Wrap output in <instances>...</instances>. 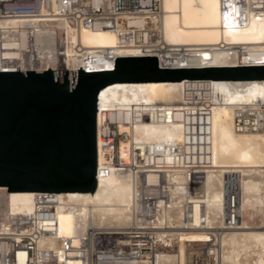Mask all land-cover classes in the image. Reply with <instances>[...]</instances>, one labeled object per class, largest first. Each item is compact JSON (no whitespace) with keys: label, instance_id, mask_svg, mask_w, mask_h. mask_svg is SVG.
<instances>
[{"label":"built area","instance_id":"built-area-1","mask_svg":"<svg viewBox=\"0 0 264 264\" xmlns=\"http://www.w3.org/2000/svg\"><path fill=\"white\" fill-rule=\"evenodd\" d=\"M219 10L229 21L250 15L264 20V0H220ZM9 18L21 20L18 28L25 31V44H34L37 30L52 29L51 57L40 70L96 69L103 68V57L149 55L157 56L158 67H170L165 55L178 59L176 67L187 66L185 50L160 55V0H0V51L7 48L6 41L21 42L16 26L1 23ZM95 27L111 30L114 45L86 47L68 38ZM67 49H71L69 54ZM255 52H264V40ZM36 56L33 49L31 60H37ZM9 60L0 54V71L16 70L6 69ZM238 64H264V60ZM248 80L182 78L177 105L139 102L104 109L100 108L98 90L95 112L97 117L99 111L102 114L95 124V135L103 160L95 165V180L107 177L112 168L128 175V224L121 228L88 226L70 236H57L56 245H38L43 234L54 233L59 200L56 192L36 191L30 210L0 211V264H156V254L167 252L175 259L176 255L182 257V264H214L208 245L215 234L205 224L199 191L201 176L210 165V114L221 101L222 90L233 82ZM258 80L264 84V78ZM141 121L177 122L179 136L137 140L131 134L132 127ZM120 123L126 128L119 130ZM233 123L238 130L264 135V99L254 94L246 102H237ZM120 140L127 143L125 161L118 154ZM222 189L225 207L220 225L224 227L236 224L237 188L225 178ZM175 209L178 222L172 218ZM192 232L200 236L192 239ZM180 243L184 254L178 250Z\"/></svg>","mask_w":264,"mask_h":264},{"label":"bare ground","instance_id":"bare-ground-1","mask_svg":"<svg viewBox=\"0 0 264 264\" xmlns=\"http://www.w3.org/2000/svg\"><path fill=\"white\" fill-rule=\"evenodd\" d=\"M219 4L220 0H160L161 57L167 52L185 50L187 66L264 60V52H255L263 44L264 20L250 15L244 20L229 21L226 16L222 17ZM1 23L16 26L21 37V42L16 45L6 41L7 48L0 51V54L10 58L9 63L6 62V69L40 70L42 65L49 63L47 58L51 57L52 52V29L37 30L34 44H25V31L18 28L22 25L20 19L9 18ZM53 32L57 33V30ZM68 38L86 47H110L115 42L113 32L100 27L82 29L76 35L69 34ZM33 49L37 55L34 61L30 58ZM70 50L67 49V54ZM167 56L164 58H168L166 63H170V67L178 66L175 64L178 59ZM179 80L108 82L99 88L100 108H123L139 102L177 105L180 100ZM260 80L249 78L248 81L233 82L229 88L222 90L219 95L221 101L211 110L210 165L201 176L199 191L205 224L215 234L214 241L208 245L215 256L214 264H264V135L261 131L238 130L233 123L237 102H246L254 94L264 99V84ZM101 114L99 111L97 117L95 112V124ZM125 128V125L118 124L119 130ZM178 129L174 121H141L133 124L131 134L133 138L145 141L175 139L179 136ZM127 150L126 141L120 140V160H126ZM102 160L101 151L96 146V163ZM225 178L232 180L237 188V221L236 224L221 227ZM34 192L0 190V211L4 208L10 211L30 210ZM56 193L59 200L55 210L56 228L52 234H43L37 241L38 245H56L57 236H70L84 227L121 228L129 222L130 185L125 172L112 168L107 177L95 180V190L91 193ZM257 215L260 226L252 222ZM172 218L178 222V209L173 211ZM189 236L194 239L200 235L192 232ZM178 250L181 254L185 253L182 243L178 244ZM183 260L177 255L175 259L169 252L156 254V264H182Z\"/></svg>","mask_w":264,"mask_h":264},{"label":"water","instance_id":"water-1","mask_svg":"<svg viewBox=\"0 0 264 264\" xmlns=\"http://www.w3.org/2000/svg\"><path fill=\"white\" fill-rule=\"evenodd\" d=\"M264 78V64L158 67L157 56L103 68L0 71V190L93 192L95 99L108 82Z\"/></svg>","mask_w":264,"mask_h":264},{"label":"rangeland","instance_id":"rangeland-1","mask_svg":"<svg viewBox=\"0 0 264 264\" xmlns=\"http://www.w3.org/2000/svg\"><path fill=\"white\" fill-rule=\"evenodd\" d=\"M254 217L252 219V222L255 223V226H260L261 224H260V218H259V216L257 215V217H255V218Z\"/></svg>","mask_w":264,"mask_h":264}]
</instances>
